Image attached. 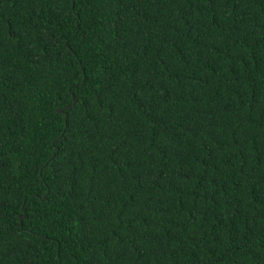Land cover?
Masks as SVG:
<instances>
[{"label":"trees","instance_id":"obj_1","mask_svg":"<svg viewBox=\"0 0 264 264\" xmlns=\"http://www.w3.org/2000/svg\"><path fill=\"white\" fill-rule=\"evenodd\" d=\"M0 264H264V0H0Z\"/></svg>","mask_w":264,"mask_h":264},{"label":"water","instance_id":"obj_2","mask_svg":"<svg viewBox=\"0 0 264 264\" xmlns=\"http://www.w3.org/2000/svg\"><path fill=\"white\" fill-rule=\"evenodd\" d=\"M58 111L61 112L62 108H59ZM26 216H27V214H24L21 218L26 217Z\"/></svg>","mask_w":264,"mask_h":264}]
</instances>
